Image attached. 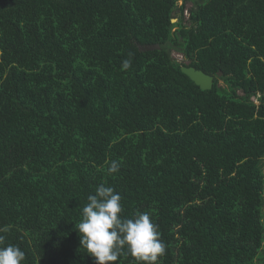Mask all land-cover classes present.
Here are the masks:
<instances>
[{
    "label": "trees",
    "instance_id": "trees-1",
    "mask_svg": "<svg viewBox=\"0 0 264 264\" xmlns=\"http://www.w3.org/2000/svg\"><path fill=\"white\" fill-rule=\"evenodd\" d=\"M101 184L151 215L157 264H264V0H0L2 246L95 264L75 224Z\"/></svg>",
    "mask_w": 264,
    "mask_h": 264
},
{
    "label": "clouds",
    "instance_id": "clouds-1",
    "mask_svg": "<svg viewBox=\"0 0 264 264\" xmlns=\"http://www.w3.org/2000/svg\"><path fill=\"white\" fill-rule=\"evenodd\" d=\"M129 66L125 61L124 67ZM110 174L119 171L112 161ZM122 197L113 187L101 184L87 197L82 219L75 224L80 235L81 248L94 257L95 264H112L121 253L130 254L138 264H157L166 246L160 238L158 225L148 212L122 217ZM5 237L0 235V264H22L25 252L18 246H2Z\"/></svg>",
    "mask_w": 264,
    "mask_h": 264
},
{
    "label": "water",
    "instance_id": "water-1",
    "mask_svg": "<svg viewBox=\"0 0 264 264\" xmlns=\"http://www.w3.org/2000/svg\"><path fill=\"white\" fill-rule=\"evenodd\" d=\"M173 21L175 22L177 21V19L175 18L173 19ZM159 47H160L159 44H155V45H149L146 48L154 49V48H159ZM181 69H182V72L186 74L187 76H189L190 79L194 81L196 85L201 87V89L210 90L213 88L214 79H215L213 75L206 73L202 69H197L194 66L183 65Z\"/></svg>",
    "mask_w": 264,
    "mask_h": 264
},
{
    "label": "rangeland",
    "instance_id": "rangeland-1",
    "mask_svg": "<svg viewBox=\"0 0 264 264\" xmlns=\"http://www.w3.org/2000/svg\"><path fill=\"white\" fill-rule=\"evenodd\" d=\"M191 5H192V1H189V3H188V7H191ZM186 15H189V12L186 11ZM187 17H188V16H187ZM173 56L176 57L177 59H180V60L183 59V58H182V54H181V53H178V52H176V51L173 53ZM220 84L224 85V82L221 81Z\"/></svg>",
    "mask_w": 264,
    "mask_h": 264
}]
</instances>
